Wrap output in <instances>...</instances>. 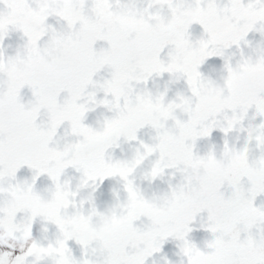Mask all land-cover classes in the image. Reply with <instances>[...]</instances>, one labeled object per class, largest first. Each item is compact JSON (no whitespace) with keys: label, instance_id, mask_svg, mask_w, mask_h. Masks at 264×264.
Returning a JSON list of instances; mask_svg holds the SVG:
<instances>
[{"label":"snow or ice","instance_id":"6c2138e0","mask_svg":"<svg viewBox=\"0 0 264 264\" xmlns=\"http://www.w3.org/2000/svg\"><path fill=\"white\" fill-rule=\"evenodd\" d=\"M143 2L55 0L54 5L45 3L36 9L32 0H0L7 10L0 12V69L6 61L20 65L6 82L0 79V192L8 196L7 206L0 208V232L12 238L19 233L27 245L15 255L0 250V264H34L35 259H52L54 264H148L169 239L178 242L186 264H196L198 258L202 264H264V205L254 203L264 194V151L249 163L246 146L234 149L225 140L222 170L212 166L213 152L202 156L193 151L195 142L214 130L225 137L233 131L247 132L246 144L255 140L264 148V46L252 48L251 56L241 49L242 44L251 48L246 39L250 32L264 37V0H160L167 15L149 11L151 2L140 7ZM113 8L124 10L132 22L114 27L108 16ZM50 15L62 19L67 31L53 30L47 23ZM193 23L203 29L196 41L188 31ZM9 30L24 37L23 53L16 58L4 54ZM45 37L50 46L42 45ZM97 39L105 40L107 48L96 49ZM166 46H171L167 61L160 58ZM233 46L241 50L235 64L225 58V50ZM213 56L224 61L225 72L223 92L215 104L203 94L212 82L199 71ZM105 66L109 77L102 83L94 80ZM163 73L182 76L188 95L178 92L165 104L167 89L156 95L147 89L134 91V83L146 84ZM25 86L34 97L28 105L20 96ZM89 88L104 96L97 99L96 91ZM61 93H65L62 100ZM95 106L113 112L101 128L84 123L85 113ZM180 107L187 119L168 125L171 110ZM41 109L48 114L46 126L37 123ZM250 109L252 119L258 117L259 122L245 127ZM65 122L76 139L60 146L53 138ZM145 126L156 131L152 144L137 136ZM121 138L137 143L131 158L111 156L109 150L119 147ZM151 156L156 159L144 171L145 178L158 179L174 169L182 181L169 184L163 196L148 198L135 173ZM23 166L34 171L33 183L41 174L48 175L52 189L47 199L32 184L16 180ZM68 167L80 173L75 189L60 179ZM201 167L208 173L197 174ZM114 176L120 178L125 198L122 212L111 217L117 231L102 238L94 224L100 212L92 193ZM244 178L247 189L241 183ZM225 182L232 188L227 196L221 191ZM114 195L119 199L118 193ZM137 201L163 211L145 215L135 210ZM202 212L207 213V223L201 227L212 234L203 249L189 238L191 225ZM18 213L24 222L17 221ZM141 216L149 222L138 224ZM37 217L55 225L54 241L44 244L32 237ZM137 240L143 241L142 246L133 244ZM70 241L80 246V258L73 256Z\"/></svg>","mask_w":264,"mask_h":264},{"label":"water","instance_id":"95a60500","mask_svg":"<svg viewBox=\"0 0 264 264\" xmlns=\"http://www.w3.org/2000/svg\"><path fill=\"white\" fill-rule=\"evenodd\" d=\"M160 0H144V2L140 5V7L147 6L149 2L155 4ZM126 12L120 8H113L110 11L111 16L120 17L124 15ZM247 40L251 42V48L244 47L241 45V49L243 50L245 56L252 55V48H256L257 45L264 46V37L260 35L259 32H250L246 37ZM225 58L231 60L233 64L241 59V50L237 49L235 46L228 48L225 50ZM224 61L220 57H209L206 59L199 67V71L202 75L212 83L204 89L203 94L208 97L210 103L215 104L219 101L222 92H223V79L225 77V72L223 68ZM181 80L182 86L179 90L167 94V99L165 100V104H167V100L175 99L176 94L178 92L183 93L184 95H188L184 78L177 74ZM210 90V91H209ZM252 110H249L248 118L244 120V125L247 127L250 123L256 124L259 122V118L252 119ZM231 116V113H228ZM177 119L184 120L187 119V115L185 113V109L183 107L173 108L166 120L168 125H174ZM219 119L223 120V115L219 117ZM165 122V121H162ZM247 132L233 131L228 134L227 137L224 136L223 133L218 130H214L209 137L198 139L195 142L193 147V151L199 155H206L209 152H213L215 154V160L213 161V167L217 170H222L226 159L223 156L224 142L228 141L229 145L234 149H241L245 146L248 149V161L249 163L257 160L264 148L258 147L255 140L248 142L246 144ZM137 136L139 139L143 140L147 144H152L155 142L154 138L156 136V131L150 127L145 126L137 132ZM138 147L135 141L125 142L123 138L119 141V147L114 149H110V154L113 158L126 159L131 158ZM156 159V156H151L145 159L143 165L136 170L135 178L136 183L138 184L141 192L145 197L152 198L153 196L160 197L163 196L167 191L169 184L176 185L178 182L182 181V176L179 172H176L174 169H169L166 171L165 175L161 178L149 180L144 177V171L151 167L152 161ZM209 171L208 168L201 167L198 170L199 175L207 174ZM169 173H174V175H170ZM29 181V180H28ZM27 181V182H28ZM33 180L30 181L32 183ZM243 187L247 189L249 187L248 181L246 178L241 181ZM40 187V186H39ZM221 191L225 193V195H229L232 192V188L230 185L225 182ZM114 193H118L119 199L116 198ZM94 198V203L96 208L100 212V216L95 218L94 224L97 233L99 234L101 231L114 233L118 229V225L112 223L111 217L119 212H122L120 208L121 202L125 198V193L121 190V180L118 176L111 177L106 179L96 190L92 193ZM264 197V194L257 196L255 200V205ZM87 207V206H85ZM158 213H162V209L157 208ZM17 221H21L24 219L22 214H18L16 217ZM149 221L145 216H141V219L137 221L138 224L144 223L147 224ZM207 223V213L202 212L197 215L194 222L192 223V231L189 233V238L200 248L207 243L208 240L212 238V234L208 231H205L203 224ZM19 234V233H18ZM177 241L173 239H169L163 245L162 250L159 253L154 254L149 258L148 264H182L185 261V258L179 253V248L177 247ZM133 244L136 247H140L143 244V241H133ZM69 246L72 249L73 256L80 258L81 257V249L80 246L74 242H69ZM96 247V246H94ZM92 251H89V255H92Z\"/></svg>","mask_w":264,"mask_h":264},{"label":"flooded vegetation","instance_id":"af4514ba","mask_svg":"<svg viewBox=\"0 0 264 264\" xmlns=\"http://www.w3.org/2000/svg\"><path fill=\"white\" fill-rule=\"evenodd\" d=\"M48 1L53 2L55 0H32V3H35L37 5H42ZM188 2L192 3L193 0H188ZM149 11H151L153 13L160 12L161 14H164V15L168 14L167 7L166 6L161 7V4H156V5L151 6ZM0 12L6 13L7 10L3 9L2 6H0ZM128 18H132V17L125 15L122 17V20H125ZM112 20L114 21V19H111V22H112ZM188 31H189L191 40L196 41L198 36L202 35L203 29L201 28V26L199 24L193 23L190 25ZM6 37H9V39H8L9 41H7V44L5 46H3V48H6V52L8 53V57L16 58L18 53H20L22 55L23 45H24V37H23L22 33L19 31H16V30H9L8 35ZM41 42H44V43H42V45L46 46L45 38ZM166 47H168V46H166ZM166 47H164V48H166ZM170 48H171V46H170ZM163 54H165L164 50H162L160 52V57ZM168 58H169V56H168ZM19 69H20V65L18 62H15V60L11 64L6 62L4 67L2 69H0V79H2L4 82H6L7 79L10 76L15 75L19 71ZM173 79H174V75H172L170 77V80H173ZM174 81H175V79H174ZM166 89H167V92L175 89L174 86L170 87V82L168 80H166L165 84L162 85L160 87V89H158L159 91L157 90L158 92L154 91V94L164 92ZM30 94H31V88H29L28 86H25L24 88H22L20 90V96L21 97L23 96V97L28 98V97H30ZM39 117H40V121H41L40 124H43V119L45 121V113H44L43 109L40 111ZM28 173L34 175V171L32 169L28 168L27 166L21 167L16 172V180L23 181L25 176ZM79 178H80V173L78 171H76L74 168L64 170L63 175L60 177L61 181H67L68 184L73 189H75L76 185L78 184ZM36 179H37L35 182L36 185L40 181L42 188L37 189V188L33 187L34 190L36 192H38L42 197L47 199L49 197L51 189H52L51 180L49 179L48 175H46V174H41ZM13 183H15V181H13ZM4 184L6 187L7 181H5ZM89 190L81 191L80 195L76 199L79 200L81 197L86 196V194ZM1 196H3V198L0 199V206L7 204V201H8V196L6 193L0 192V197ZM72 211H73V209L70 207L68 209V212L71 213ZM19 222H24V219L19 221ZM32 226H33L32 237L35 238L38 236L39 241L41 243L47 244L49 241H54L56 239V237L58 236L57 229H56V227H54L55 225L47 223L39 217H37L32 222ZM16 236L20 237L19 234H16ZM0 240L5 241L7 243H11V244H24L25 243L24 240L16 241V240L11 239V237L7 236L3 232H0ZM53 263H54V261L52 259H35L34 260V264H53Z\"/></svg>","mask_w":264,"mask_h":264},{"label":"rangeland","instance_id":"374dc122","mask_svg":"<svg viewBox=\"0 0 264 264\" xmlns=\"http://www.w3.org/2000/svg\"><path fill=\"white\" fill-rule=\"evenodd\" d=\"M32 3V6L34 8H36L38 5ZM133 18H128L125 20H119V21H113L111 22V24L114 27H126L127 25H129L132 22ZM48 20H55L54 17H49ZM61 23H63V25L65 24V22L61 19ZM222 25V24H221ZM219 25V27L221 26ZM224 25H222L221 27H223ZM6 39H9V37H5ZM107 42L105 40L102 39H97L95 41L94 47L96 49H101V48H107ZM165 51V54H163L160 58L167 61L168 60V54L170 52V46L166 47L163 49ZM5 57H6V53ZM106 69H99L96 74L94 75L93 79L99 82H103L106 78L109 77V72L110 69L105 66ZM170 75L168 73H163L161 75H153L148 81L147 83H134L133 84V88H139L142 87V90H149L150 92H154L157 91L158 89H160V87L162 85L165 84V81L168 80L170 82V87L174 84V79L170 80ZM89 91H96L97 93V99H100L104 96V93L102 91H99L97 89H92L89 88ZM159 91V90H158ZM157 91V92H158ZM65 95V93H64ZM109 100L112 99L111 96L108 97ZM62 100V99H61ZM121 103H123V100H121ZM113 115V112H110L107 108L103 107V106H95L91 108V111H88L85 113V119H84V123L85 124H90L92 127H96V128H101L106 120V118H109ZM43 124L46 126L47 123L43 122ZM63 137H71V133L69 128L66 129V131H63L61 134ZM65 140V138H64ZM3 196L0 197V199H2ZM264 205V201L262 203H260L259 206ZM7 206V204L5 205H1L0 208H5ZM55 227V226H54ZM35 239H37V237H35ZM26 243L24 244H11V243H7L5 241H1L0 240V250L3 251H8L11 252L13 255L18 254V252L21 250L22 247H26ZM196 264H202V261L198 258L196 261Z\"/></svg>","mask_w":264,"mask_h":264},{"label":"clouds","instance_id":"9594fccd","mask_svg":"<svg viewBox=\"0 0 264 264\" xmlns=\"http://www.w3.org/2000/svg\"><path fill=\"white\" fill-rule=\"evenodd\" d=\"M109 18H111V14H108ZM260 69H253V71H257ZM210 91V90H209ZM135 210L137 211H142L145 215H155L158 214V210L155 208H148L146 206L143 205V203L141 201H137L136 202V206H135ZM100 237L104 238L110 235L109 232H105V231H101L98 234Z\"/></svg>","mask_w":264,"mask_h":264}]
</instances>
